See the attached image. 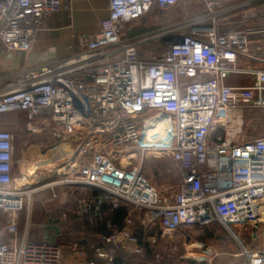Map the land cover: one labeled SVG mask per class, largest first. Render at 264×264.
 Masks as SVG:
<instances>
[{
    "label": "built area",
    "instance_id": "1",
    "mask_svg": "<svg viewBox=\"0 0 264 264\" xmlns=\"http://www.w3.org/2000/svg\"><path fill=\"white\" fill-rule=\"evenodd\" d=\"M67 1L0 0V45L31 51L43 20ZM186 2L203 12L161 34L162 53L141 57L145 40L129 37L127 27L155 6ZM109 13L80 38L79 53L24 69L0 89V116L24 113L28 132L50 133L66 151L16 177V137L0 128V264H67L63 244L19 235L27 201L58 187L82 192L77 215L106 228L99 238L113 248L99 257L109 264L119 250L164 264L178 252L164 234L214 224L238 242L241 264H264V137L243 132L245 110H264V0H110ZM154 152L170 156L176 186L156 188L146 176ZM120 209L122 224L106 221ZM58 219L76 236L67 213ZM249 229L251 246L241 240ZM70 250L84 255L79 240Z\"/></svg>",
    "mask_w": 264,
    "mask_h": 264
},
{
    "label": "crops",
    "instance_id": "2",
    "mask_svg": "<svg viewBox=\"0 0 264 264\" xmlns=\"http://www.w3.org/2000/svg\"><path fill=\"white\" fill-rule=\"evenodd\" d=\"M241 1L243 0H225V4L234 5ZM64 5L65 8L62 11L43 20L36 34L31 51H7L0 45V89L4 87L5 83L11 77L24 69L36 68L54 61L69 58L79 53L81 51L79 45L80 38L83 35L96 32L100 22L108 18L110 14V0H71L65 2ZM199 6H201L199 3L192 6L195 12L197 10L196 14L203 12V10L200 12ZM165 29L167 27H162L159 31ZM133 35H135L134 32H131L128 36H138ZM147 42L145 40L144 44ZM22 115L26 117L24 113L1 115L0 128L11 133L13 132L16 136H18L17 132L24 131L27 133L28 123L21 125L15 124L14 126L8 123H2L6 122L8 116L16 118ZM17 150L15 164L16 175H19L22 170L26 169L27 162L34 153H36V158L39 157L36 161L39 168L56 163L66 154L65 149L60 145H56L51 138L50 146L46 147L41 144L32 145L29 141L22 140ZM53 192L59 194V199L55 200L52 198ZM34 196L36 199L30 207L29 213L26 215L22 213L20 215L19 235L21 237L28 232V239L30 241L41 242L50 239L53 242L63 244L66 249L65 261L67 264H90L92 262L95 264H109L106 259L99 257V252H109L113 248L112 245L103 243L99 238V234L106 231V228H92L88 216H79L76 213L82 192L78 191L73 193L69 187H58L54 190L45 189ZM50 209L53 211V216H50ZM62 212L69 215L70 226L77 232L74 239L66 236L62 229V224L58 219ZM115 213L106 215V221L115 223ZM4 221L5 217L3 216L2 222ZM2 225L0 224V230ZM74 240H79L82 246L84 255L80 258H74L71 254V243ZM149 259L150 255L141 257L119 250L116 252L112 264H116V261H119V264H147ZM238 259V264H241V259ZM175 260L177 259L169 260L164 264H183ZM193 262L195 261H191L190 264H209ZM234 262L228 254L220 252L213 257L210 264H233Z\"/></svg>",
    "mask_w": 264,
    "mask_h": 264
},
{
    "label": "rangeland",
    "instance_id": "3",
    "mask_svg": "<svg viewBox=\"0 0 264 264\" xmlns=\"http://www.w3.org/2000/svg\"><path fill=\"white\" fill-rule=\"evenodd\" d=\"M193 5L194 4L191 2H186L179 7L167 10L155 6L144 18L129 25L127 27L126 34L129 35L131 32H134L135 35L133 36H142L141 40L148 41L147 43L143 44L144 46L142 47L141 57L149 56L152 53H162L164 51V47L162 46L163 41L160 38V35L177 24L197 15V10L195 12V10L192 8ZM199 7L201 12L203 7ZM162 27H167V29L159 31ZM150 116L151 115H148L147 117ZM244 122L245 125L243 132L245 139L264 137V110L246 109L244 113ZM2 123H8L11 126H14L15 124L21 125L27 124L28 122L27 118L22 115L16 118L13 116H8L6 122ZM17 134L18 136L14 134L16 136V149H18V146L22 143V140H27L32 145L41 144L44 147L50 146V138L53 140L50 133L46 132L26 133L22 131L17 132ZM38 158H36V153L31 155L29 161L27 162V167L25 169L26 172H31L36 168H39L37 166L38 164H36ZM145 163V174L156 188L168 189L176 186L178 182L177 168L168 154L154 152L149 156V158H147ZM15 176L17 177L18 174H15ZM35 199V196H33L32 204L34 203ZM30 207L31 205H29V202L27 201V206L25 207L24 211H22V213H25V215L28 214ZM22 213L20 215H22ZM3 216L4 215L2 212H0V224L3 221ZM260 227H263V224L262 226L260 224ZM251 230L249 229V231L241 237V240L249 246H251V241L249 240ZM234 231L238 232L237 229H234ZM74 237L75 236H70L69 238L74 239ZM163 237L165 242L164 244L167 245L166 247H171V245L174 246L175 244L178 246V252L171 260L177 259L175 261L180 263H184L185 261L191 262L195 260L197 262V259L202 258L203 256L205 257V255L207 256V252L211 253L210 258L214 257L220 252H223L228 254L230 259L235 261L234 263L238 264L239 259H235V257L241 251L240 245L235 240V238L228 234L219 224H214L204 229L195 227L186 232L164 234ZM47 241L51 240L48 239ZM261 244L262 239L255 243V246H260ZM205 263L210 264L211 261Z\"/></svg>",
    "mask_w": 264,
    "mask_h": 264
},
{
    "label": "trees",
    "instance_id": "4",
    "mask_svg": "<svg viewBox=\"0 0 264 264\" xmlns=\"http://www.w3.org/2000/svg\"><path fill=\"white\" fill-rule=\"evenodd\" d=\"M126 212L125 209H120L118 211H116L115 215H114V222L116 224H122L124 218H125ZM195 263V262H193ZM116 264H119V261H116Z\"/></svg>",
    "mask_w": 264,
    "mask_h": 264
},
{
    "label": "bare ground",
    "instance_id": "5",
    "mask_svg": "<svg viewBox=\"0 0 264 264\" xmlns=\"http://www.w3.org/2000/svg\"><path fill=\"white\" fill-rule=\"evenodd\" d=\"M158 131V130H157ZM156 129H152V132L150 133V135H152V137H157V136H159V137H162V140L164 141H166V136L165 135H163V133H161V132H158V134H156Z\"/></svg>",
    "mask_w": 264,
    "mask_h": 264
}]
</instances>
